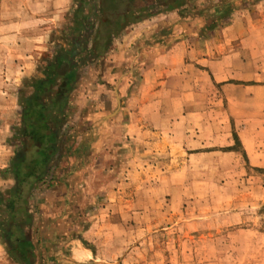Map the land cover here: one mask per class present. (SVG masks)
Listing matches in <instances>:
<instances>
[{
	"label": "rangeland",
	"instance_id": "obj_1",
	"mask_svg": "<svg viewBox=\"0 0 264 264\" xmlns=\"http://www.w3.org/2000/svg\"><path fill=\"white\" fill-rule=\"evenodd\" d=\"M102 1L104 6L110 3L91 0L99 10L88 20L110 25L116 21L115 26L123 23L121 18L128 22V10L122 8L127 0H114L103 11ZM239 1L236 8L257 0ZM87 2L72 1L65 15L69 27L52 31L34 76L21 77L19 70L5 66L0 55V264H47L46 257L53 252L60 260L51 264H70L79 246L98 252L100 260L87 264H264V168L248 163L239 135L242 127L226 117L221 102L216 109L223 118H203L200 131L191 136L194 142L184 140L182 146L168 138L166 148L154 152L146 166L139 165L141 159L129 167V160L110 161L109 173H95L92 181L83 184L86 189L59 200L57 216L47 213L44 202L59 185L58 177L69 174L64 161L75 151L73 147L86 146L76 140L86 124L72 118L74 103L59 109L57 98L45 92L46 86L38 92L37 102L44 103L43 108L26 101L43 74L41 68L55 52L68 47L67 28L73 27L76 15L86 14L79 10L88 9ZM233 4L203 0L193 7L183 6L180 12L199 16L193 27L204 31L220 25V19L226 21ZM213 5L220 7L209 12ZM214 93L220 99V89ZM210 105L202 102L204 109ZM30 111L55 117L49 163L32 175L28 172L40 158L41 148L28 134L29 125L35 123ZM79 151L84 150H77L81 155ZM28 242L33 244L31 253ZM102 259L105 262H99Z\"/></svg>",
	"mask_w": 264,
	"mask_h": 264
},
{
	"label": "crops",
	"instance_id": "obj_2",
	"mask_svg": "<svg viewBox=\"0 0 264 264\" xmlns=\"http://www.w3.org/2000/svg\"><path fill=\"white\" fill-rule=\"evenodd\" d=\"M72 1L0 0V55L5 66L19 70L21 77L34 76L52 31L68 26L65 15ZM202 1L190 3L193 7ZM230 1L235 7L230 17L204 31L194 28L199 16H184L182 7L136 22L121 18L120 30L125 28L120 33L116 21L110 25L88 20L98 13V5L76 15L73 27L67 28L68 47L44 63V75L37 81L48 86L45 92L57 98L59 109L74 103L72 118L86 124L76 137L86 146L73 147L63 163L70 168L68 176L58 177L59 185L44 202L49 215L57 216L59 200L86 189L83 184L95 173H109L110 161L129 160V167L141 159L139 165L146 166L154 152L166 148L168 138L182 146L184 140L194 142L191 136L200 131L203 118H223L216 109L219 102L226 117L242 127L239 135L248 163L264 168V0L238 8L239 0ZM218 88L220 99L214 93ZM206 101L213 105L204 109ZM79 148L84 150L81 155L76 154ZM32 250L31 243L27 251ZM56 253H49L47 264L60 260L54 258ZM97 257V251L79 246L69 262L87 264L100 260Z\"/></svg>",
	"mask_w": 264,
	"mask_h": 264
},
{
	"label": "trees",
	"instance_id": "obj_3",
	"mask_svg": "<svg viewBox=\"0 0 264 264\" xmlns=\"http://www.w3.org/2000/svg\"><path fill=\"white\" fill-rule=\"evenodd\" d=\"M87 1L90 4V5L88 4L87 10L93 9L94 6L91 0H87ZM107 1H110V3L106 4V6H104V2L102 1V6H101L102 8H100V10L102 9L103 11L105 10V8L108 9L110 6H113L111 2H114V0H107ZM127 1H128L127 3L122 4V8L123 9L125 8L128 10L127 19L128 20L130 19L131 22H136L144 18H147L149 16L162 13V12H168L174 9H178L179 7L186 6L190 4L191 2V0H127ZM81 11L82 9L79 10V12ZM120 29H121V25H117L115 28L116 32H118ZM47 87L48 86H46V88ZM42 88H44L43 85L41 86V83L38 82V84L36 85L35 92L26 101L27 105L33 104L36 106H42V108L44 107L43 105L44 103L42 104V103L37 102V100H39L38 99L39 97H38V93H36V90H41ZM30 112L34 114L33 117L35 120V123H34L35 125L34 124L29 125L30 130L28 131V134L29 136L32 137L33 140H35V142L38 143V145L41 148V151L39 153L40 158L35 159V161H33L34 162L33 167L28 172V175L30 174L32 175V173H34L38 169V167L39 168L46 167L47 160L49 159L50 153H51L49 152L50 147H51V146L49 147V145H51V143L52 142L54 143L55 141V130L53 129V126L55 125V120L53 118L55 117L52 115H50L49 118L44 117L42 111H38V112L30 111ZM40 125H42L41 133H39V128H38L40 127ZM7 204H10V203H7Z\"/></svg>",
	"mask_w": 264,
	"mask_h": 264
}]
</instances>
